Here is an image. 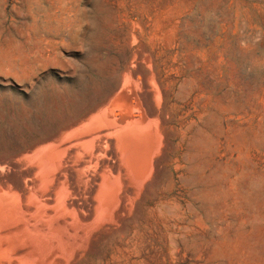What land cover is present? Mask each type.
Masks as SVG:
<instances>
[{
	"label": "bare ground",
	"instance_id": "obj_1",
	"mask_svg": "<svg viewBox=\"0 0 264 264\" xmlns=\"http://www.w3.org/2000/svg\"><path fill=\"white\" fill-rule=\"evenodd\" d=\"M118 23L125 24L127 35L122 64L113 69L114 85L92 89L65 122L0 153V264H152L155 234L168 223H185L193 211L188 194L206 179L201 154L210 120L197 112L196 101L199 89L212 81L207 58L203 63L195 54L209 36L200 33L198 47L178 38L165 44L163 31L147 15L120 17Z\"/></svg>",
	"mask_w": 264,
	"mask_h": 264
},
{
	"label": "rangeland",
	"instance_id": "obj_2",
	"mask_svg": "<svg viewBox=\"0 0 264 264\" xmlns=\"http://www.w3.org/2000/svg\"><path fill=\"white\" fill-rule=\"evenodd\" d=\"M128 15H147L156 22L165 44L178 38L182 45L198 47L200 33L209 36L195 54L201 62L207 58L212 75L208 87L198 91L196 110L204 119H217L213 124L206 120L201 154L206 179L189 191L193 211L185 223L177 229L168 223L155 234L153 263L264 264V0H0V153L29 144L65 122L92 89L114 85L113 69L116 62L122 64L127 35L118 18ZM182 225L189 230L182 231Z\"/></svg>",
	"mask_w": 264,
	"mask_h": 264
}]
</instances>
